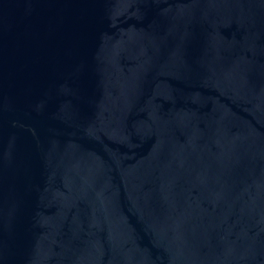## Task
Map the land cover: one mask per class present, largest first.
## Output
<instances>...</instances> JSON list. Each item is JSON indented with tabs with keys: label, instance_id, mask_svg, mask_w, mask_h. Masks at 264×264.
I'll return each instance as SVG.
<instances>
[{
	"label": "water",
	"instance_id": "obj_1",
	"mask_svg": "<svg viewBox=\"0 0 264 264\" xmlns=\"http://www.w3.org/2000/svg\"><path fill=\"white\" fill-rule=\"evenodd\" d=\"M0 264H264V0H0Z\"/></svg>",
	"mask_w": 264,
	"mask_h": 264
}]
</instances>
